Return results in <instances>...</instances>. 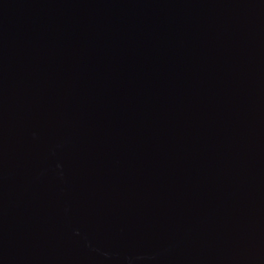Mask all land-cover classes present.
Instances as JSON below:
<instances>
[{
	"label": "water",
	"instance_id": "water-1",
	"mask_svg": "<svg viewBox=\"0 0 264 264\" xmlns=\"http://www.w3.org/2000/svg\"><path fill=\"white\" fill-rule=\"evenodd\" d=\"M0 264H264V0H0Z\"/></svg>",
	"mask_w": 264,
	"mask_h": 264
}]
</instances>
